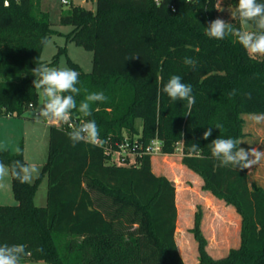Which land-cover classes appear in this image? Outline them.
Masks as SVG:
<instances>
[{
	"label": "trees",
	"instance_id": "obj_1",
	"mask_svg": "<svg viewBox=\"0 0 264 264\" xmlns=\"http://www.w3.org/2000/svg\"><path fill=\"white\" fill-rule=\"evenodd\" d=\"M231 1L235 12L238 0ZM9 3L0 0V114L30 118L40 101L33 70L48 65L41 59V40L54 30L41 0ZM216 5L217 0H96L91 10L71 0L61 17L73 27L67 40L93 52L90 73L68 58L81 89L71 120L76 127L95 120L105 142L73 146L67 135L72 129L49 125L44 174L33 183L10 174L17 203H0V246L25 244L30 254H21L22 264H186L175 238L176 186L153 171L152 156L144 153L159 140L162 154L180 150L181 163L202 178V190L241 216L239 248L213 258L197 206L190 229L198 244L195 264H264V188L249 182V169L220 166L209 147L218 137L240 141L243 114L264 113V57H250L234 36L216 40L205 34L218 16ZM229 23L244 30L238 18ZM184 57L197 61L195 69ZM57 60L58 55L50 64ZM172 75L192 86L191 109L187 101L157 97ZM91 92H103L107 100L93 103L85 117L78 108ZM209 127L212 135L205 140ZM125 140L136 143V153L110 163L105 146ZM193 143L197 152L191 151ZM15 160L26 164L22 145L17 152L0 148V162ZM45 174L47 202L39 207L34 196Z\"/></svg>",
	"mask_w": 264,
	"mask_h": 264
},
{
	"label": "rangeland",
	"instance_id": "obj_2",
	"mask_svg": "<svg viewBox=\"0 0 264 264\" xmlns=\"http://www.w3.org/2000/svg\"><path fill=\"white\" fill-rule=\"evenodd\" d=\"M76 3L87 9H96V0H75ZM42 8L50 15L52 29L54 30L49 43L44 46L41 59L53 68H70L68 58L78 64L85 73L93 70V52L82 46L67 40V34L73 29L71 25L61 23V17L67 13L70 6L63 5L61 0H41ZM217 18L227 22L232 20L234 13L231 0H217ZM244 30L252 31L249 24L243 25ZM62 50V51H61ZM61 51V52H60ZM58 55L56 65H51L54 57ZM40 101L36 109L29 112L30 118H17L10 115L0 114V148H7L17 152L22 145L26 164H35L38 172L34 174L31 183L35 182L41 174L48 161L49 154V124L42 117H36L35 113L42 107V98L38 90ZM244 137L240 139L239 147L249 149L252 147L264 151V122L255 123L251 114H243ZM137 128L141 129V121L136 122ZM127 138L131 135L126 134ZM131 138V137H130ZM136 139V136H134ZM128 140V139H127ZM127 141L114 144L109 162L118 161L122 151H126L128 157L131 155L132 145L125 148L119 147ZM124 154V153H123ZM182 153L178 150L173 155H153V171L158 175H165L176 186V197L178 206V218L176 223L178 233L175 234L178 250L186 264H195L199 261L198 244L190 231L194 226L193 209L200 206L203 211L201 230L207 240L206 250L213 258H222L228 255L231 249L239 248L241 244V216L236 208L227 204L214 201L212 198L205 199L200 193L199 182L196 173L185 168L181 163ZM129 159V158H127ZM126 161V160H125ZM249 182L258 184L264 188V158L249 168ZM5 187L0 188V203L14 205L16 200L11 187L10 175L3 181ZM48 179L46 174L39 180L34 196L36 206L42 207L47 202ZM203 196V197H202ZM22 264V263H21Z\"/></svg>",
	"mask_w": 264,
	"mask_h": 264
},
{
	"label": "clouds",
	"instance_id": "obj_3",
	"mask_svg": "<svg viewBox=\"0 0 264 264\" xmlns=\"http://www.w3.org/2000/svg\"><path fill=\"white\" fill-rule=\"evenodd\" d=\"M5 6H10L9 0H5ZM216 8L220 10L219 6ZM239 19L241 26L252 22L255 31L242 30V27H234L221 18L212 20L206 27V35L209 38L223 40L227 36H234L237 42L243 47L250 57H264V0H238L236 10L232 14V19ZM47 45V38L41 40ZM135 57V56H134ZM183 63L195 69L197 61L192 57H184ZM34 87L40 90L42 107L39 116L50 125L59 126L61 123L69 124L71 113L77 109V102L74 98L79 95L81 89L79 84V73L71 68H53L41 63L33 70ZM85 91H87L85 89ZM65 93H71L65 95ZM161 93L166 94L171 101H187L189 109L195 104V96L190 84L184 83L180 75H172L161 88L157 89V97ZM235 94V90L233 91ZM107 97L103 92H91L86 95L79 104L78 111L83 116L88 117L92 114L91 105L96 102H104ZM251 119L259 124L264 122V113H253ZM67 133L73 146L77 143L85 142L91 145H101L105 141L100 139V129L95 120L82 122L78 127L73 128ZM222 125L217 124L219 129ZM212 135V127L203 133V139L207 140ZM241 142L234 138L218 137L209 145L211 156L219 161L220 166L229 165L243 169H249L264 158V151L255 147L245 149L239 147ZM199 147L193 143L191 151L197 152ZM38 168L35 164H22L20 160H15L11 165L0 162V188L5 187L3 181L6 176L11 174L21 183H30ZM26 245L17 243L12 246H0V264H21V254L29 255L25 251Z\"/></svg>",
	"mask_w": 264,
	"mask_h": 264
},
{
	"label": "built area",
	"instance_id": "obj_4",
	"mask_svg": "<svg viewBox=\"0 0 264 264\" xmlns=\"http://www.w3.org/2000/svg\"><path fill=\"white\" fill-rule=\"evenodd\" d=\"M156 1V3L157 4H160V2H161V0H155ZM61 2H62V4L63 5H71V0H61ZM35 115H36V117H40L39 116V112H36L35 113ZM44 120V119H43ZM45 121V120H44ZM45 122H47V121H45ZM83 121H81V123H82ZM48 123V122H47ZM49 124V123H48ZM50 125V124H49ZM70 125L73 127V128H76V120H70L69 121V124H63V123H61L59 126H57V127H66V128H69V129H71V127H70ZM127 141V140H126ZM101 145H103V144H101ZM128 146H129V148H130V146H131V144L127 141V143L126 144H123V145H121L119 148L120 149H123V150H125V148H128ZM112 151H113V147L112 146H105V153H106V155H110L111 153H112ZM115 151V150H114ZM120 151V153L121 152H123V153H121V155H120V157L118 158L121 162H124L127 158H128V154L129 153H127L126 151H122V150H119ZM130 152V154H132V153H136V143H134L133 145H132V150H130L129 151ZM162 152V146H161V142L159 141V140H154L146 149H145V151H144V153H146V154H149V155H151V156H153V155H159V154H162L161 153ZM118 159H116V160H118Z\"/></svg>",
	"mask_w": 264,
	"mask_h": 264
},
{
	"label": "crops",
	"instance_id": "obj_5",
	"mask_svg": "<svg viewBox=\"0 0 264 264\" xmlns=\"http://www.w3.org/2000/svg\"><path fill=\"white\" fill-rule=\"evenodd\" d=\"M30 119H33V118H30ZM2 149H7V148H2ZM12 152H14V151H12ZM183 165V164H182ZM184 166V165H183ZM154 167V164H153V162H152V168ZM185 168H187L186 166H184ZM10 175V174H9ZM158 175V174H157ZM10 178H11V175H10ZM196 178H197V180H198V182H199V189H200V193L201 194H203V196H205V199H210V198H212L214 201H216V202H218V203H221V204H223L224 203V201L223 200H221V199H218L217 197H215L210 191H205V190H202V185H203V180H202V178L199 176V175H197L196 174ZM11 187H12V182H11ZM13 191V190H12ZM177 196V195H176ZM202 196V197H203ZM15 198V197H14ZM176 205H177V197H176ZM177 209H178V206H177ZM193 211V213H196V211H197V207H196V210L195 209H193L192 210ZM179 212V211H178Z\"/></svg>",
	"mask_w": 264,
	"mask_h": 264
}]
</instances>
